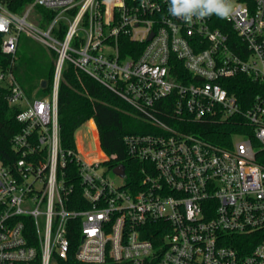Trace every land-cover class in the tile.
<instances>
[{
	"label": "built area",
	"instance_id": "built-area-1",
	"mask_svg": "<svg viewBox=\"0 0 264 264\" xmlns=\"http://www.w3.org/2000/svg\"><path fill=\"white\" fill-rule=\"evenodd\" d=\"M230 3L226 18L186 23L171 15L170 0H32L20 12L17 0H0L4 53L14 57L23 35L57 53L44 97H29L12 71L0 70L22 124L13 163L0 159V264H56L71 253L83 264H264V167L256 161L264 98L244 108L222 84L238 75L264 83V0ZM38 7L54 13L45 25ZM123 38L134 42L126 55ZM67 62L146 126L123 137L136 180L128 183L124 164L122 184L108 177L116 155L104 151L93 119L75 131L74 148L63 146ZM228 122L252 130L227 145L193 131ZM89 137L100 154L92 161Z\"/></svg>",
	"mask_w": 264,
	"mask_h": 264
},
{
	"label": "trees",
	"instance_id": "trees-1",
	"mask_svg": "<svg viewBox=\"0 0 264 264\" xmlns=\"http://www.w3.org/2000/svg\"><path fill=\"white\" fill-rule=\"evenodd\" d=\"M32 0H17L14 11H22ZM45 25L54 15L46 8L38 7ZM4 35L0 33V70L12 71L18 83L29 97L47 96L53 85L57 53L41 43L23 35L16 55L13 57L2 50ZM134 42L123 38L122 53L126 55L125 46ZM222 84L229 92L235 93L242 106H250L257 96L264 98V83L246 75H238L224 80ZM8 87L0 84V159L7 165L13 163L16 157L12 150L11 139L22 128L16 119L17 109L10 106L7 99ZM59 122L61 126L62 144L66 148L75 147V131L85 122L93 119L99 129L101 144L108 155L116 157L108 162L111 168L124 164L127 168V181L132 182L138 177L134 166L137 164L128 157L123 137L128 133H138L145 130L143 121L131 107L121 98L100 84L85 72L77 69L71 63H65L58 96ZM87 125L78 132L86 131ZM247 132L250 127H239L236 122L197 128L193 131L212 142L220 145L229 144L235 133ZM256 161L264 167V149L259 150ZM69 180L76 178L78 167L75 162H68L64 169ZM75 177V178H74ZM71 208L75 206L71 205ZM56 264H83L70 254L65 261L57 258Z\"/></svg>",
	"mask_w": 264,
	"mask_h": 264
},
{
	"label": "clouds",
	"instance_id": "clouds-1",
	"mask_svg": "<svg viewBox=\"0 0 264 264\" xmlns=\"http://www.w3.org/2000/svg\"><path fill=\"white\" fill-rule=\"evenodd\" d=\"M169 12L172 16L192 23L193 18H206L215 14L226 18L232 12L230 0H170Z\"/></svg>",
	"mask_w": 264,
	"mask_h": 264
},
{
	"label": "rangeland",
	"instance_id": "rangeland-1",
	"mask_svg": "<svg viewBox=\"0 0 264 264\" xmlns=\"http://www.w3.org/2000/svg\"><path fill=\"white\" fill-rule=\"evenodd\" d=\"M79 140H81V138H79ZM82 140L86 141L85 144L86 146L84 147L86 159L88 161L96 160L100 154L96 152V147L95 144L93 143L94 140L93 137L82 138ZM106 173L108 177H110L112 180L115 181L116 184L119 185L123 183V179L120 176H118L112 168L108 169Z\"/></svg>",
	"mask_w": 264,
	"mask_h": 264
},
{
	"label": "water",
	"instance_id": "water-1",
	"mask_svg": "<svg viewBox=\"0 0 264 264\" xmlns=\"http://www.w3.org/2000/svg\"><path fill=\"white\" fill-rule=\"evenodd\" d=\"M114 172L120 176H125V166L123 164L118 165L114 168Z\"/></svg>",
	"mask_w": 264,
	"mask_h": 264
},
{
	"label": "bare ground",
	"instance_id": "bare-ground-1",
	"mask_svg": "<svg viewBox=\"0 0 264 264\" xmlns=\"http://www.w3.org/2000/svg\"><path fill=\"white\" fill-rule=\"evenodd\" d=\"M86 125H87V128H89L90 126H93L94 125V121H89L88 123H86L83 126H86Z\"/></svg>",
	"mask_w": 264,
	"mask_h": 264
}]
</instances>
